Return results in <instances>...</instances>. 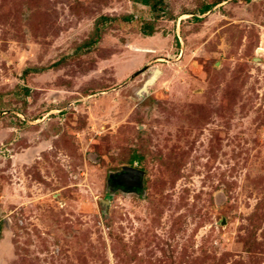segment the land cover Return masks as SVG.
I'll list each match as a JSON object with an SVG mask.
<instances>
[{"label":"rangeland","instance_id":"1","mask_svg":"<svg viewBox=\"0 0 264 264\" xmlns=\"http://www.w3.org/2000/svg\"><path fill=\"white\" fill-rule=\"evenodd\" d=\"M160 6L0 0V264H264V0Z\"/></svg>","mask_w":264,"mask_h":264},{"label":"water","instance_id":"2","mask_svg":"<svg viewBox=\"0 0 264 264\" xmlns=\"http://www.w3.org/2000/svg\"><path fill=\"white\" fill-rule=\"evenodd\" d=\"M159 73V70H154L152 76L144 83L140 91L144 92L146 87L156 79V76L159 75ZM142 174V171L138 169L132 167H122V173L117 175L116 181L125 183L127 188H135L139 190L141 188L140 179Z\"/></svg>","mask_w":264,"mask_h":264},{"label":"trees","instance_id":"3","mask_svg":"<svg viewBox=\"0 0 264 264\" xmlns=\"http://www.w3.org/2000/svg\"><path fill=\"white\" fill-rule=\"evenodd\" d=\"M137 1H139L142 5L148 6L152 12H159L161 9L160 5L163 2V0H137ZM208 9H209V7L205 6L201 12L205 13ZM124 19L128 21L130 19V17H126ZM143 32H144V30H143ZM144 34L151 35L152 34L151 28H149L148 31H145Z\"/></svg>","mask_w":264,"mask_h":264},{"label":"flooded vegetation","instance_id":"4","mask_svg":"<svg viewBox=\"0 0 264 264\" xmlns=\"http://www.w3.org/2000/svg\"><path fill=\"white\" fill-rule=\"evenodd\" d=\"M119 182H120L122 185H124V186H125V183H123V182H121V181H118V183H119Z\"/></svg>","mask_w":264,"mask_h":264}]
</instances>
